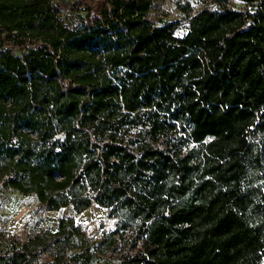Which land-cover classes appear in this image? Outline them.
I'll use <instances>...</instances> for the list:
<instances>
[{"label":"trees","instance_id":"obj_1","mask_svg":"<svg viewBox=\"0 0 264 264\" xmlns=\"http://www.w3.org/2000/svg\"><path fill=\"white\" fill-rule=\"evenodd\" d=\"M208 1L0 0V184L117 220L0 231V264L264 260V0Z\"/></svg>","mask_w":264,"mask_h":264},{"label":"rangeland","instance_id":"obj_2","mask_svg":"<svg viewBox=\"0 0 264 264\" xmlns=\"http://www.w3.org/2000/svg\"><path fill=\"white\" fill-rule=\"evenodd\" d=\"M185 1L192 3L195 11L208 6V0H157L153 15L157 19L169 21L181 17L177 4ZM237 4V0L232 1ZM185 24H181L177 34L186 33ZM72 217L75 223L88 233L87 242L93 243L104 232L112 231L116 227V219L109 216V210L98 205L76 212L72 206L64 207L58 211H52L42 205L35 195H24L13 189L4 188L0 184V231L6 236L11 235L27 238L41 228L56 230L62 218ZM75 250L71 251L74 252ZM118 254L115 253V256ZM117 261L116 257L104 256L100 258V264H111ZM264 264V260L260 263Z\"/></svg>","mask_w":264,"mask_h":264}]
</instances>
